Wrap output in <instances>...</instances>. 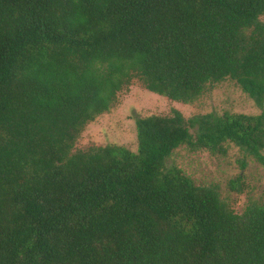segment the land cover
<instances>
[{"label": "trees", "instance_id": "trees-1", "mask_svg": "<svg viewBox=\"0 0 264 264\" xmlns=\"http://www.w3.org/2000/svg\"><path fill=\"white\" fill-rule=\"evenodd\" d=\"M262 16L264 0H0V264H264V200L238 213L168 163L234 144L264 164ZM225 80L261 112L138 115L137 151L74 150L135 82L191 104Z\"/></svg>", "mask_w": 264, "mask_h": 264}, {"label": "rangeland", "instance_id": "rangeland-1", "mask_svg": "<svg viewBox=\"0 0 264 264\" xmlns=\"http://www.w3.org/2000/svg\"><path fill=\"white\" fill-rule=\"evenodd\" d=\"M261 20L264 22V16ZM174 109L186 118L210 112H261L254 100L231 80L218 83L191 104L171 100L135 82L128 90L119 93L117 104L109 112L85 127L74 150L90 145L119 144L137 151L136 116L169 115ZM168 163L178 166L198 185H217L222 198L238 213L244 211L250 199L264 200V164L234 144L229 145L226 154L181 146L173 151ZM239 177L245 183L242 192L233 190L229 185L231 180Z\"/></svg>", "mask_w": 264, "mask_h": 264}]
</instances>
